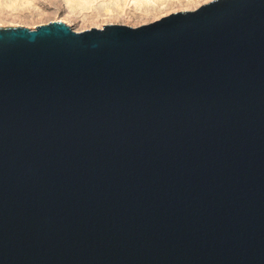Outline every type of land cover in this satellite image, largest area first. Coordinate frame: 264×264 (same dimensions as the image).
Here are the masks:
<instances>
[{"label":"water","instance_id":"water-1","mask_svg":"<svg viewBox=\"0 0 264 264\" xmlns=\"http://www.w3.org/2000/svg\"><path fill=\"white\" fill-rule=\"evenodd\" d=\"M0 264H264V0L1 26Z\"/></svg>","mask_w":264,"mask_h":264},{"label":"rangeland","instance_id":"rangeland-1","mask_svg":"<svg viewBox=\"0 0 264 264\" xmlns=\"http://www.w3.org/2000/svg\"><path fill=\"white\" fill-rule=\"evenodd\" d=\"M80 1L0 0V27L25 26L36 28L38 25L59 20L72 26L77 31L92 27L100 28L110 23L126 24L136 27L176 11L196 9L211 0H119V2L116 0L114 3H120V5L115 4L117 7L114 6V3H112L113 5L110 4L113 0L105 1V3H102L104 0H101V7L106 3H109L110 6L112 5V8L114 6L113 9H102V14L98 9L101 5H99L100 0H98L99 3L96 0L97 2L93 1L91 2L92 4L90 0H87V2L89 1V4H87L92 7L87 4L85 6L84 3L86 1L82 0L83 6ZM93 3L99 6L96 4L93 5ZM85 7H89V9H85ZM93 8H97V11Z\"/></svg>","mask_w":264,"mask_h":264},{"label":"bare ground","instance_id":"bare-ground-1","mask_svg":"<svg viewBox=\"0 0 264 264\" xmlns=\"http://www.w3.org/2000/svg\"><path fill=\"white\" fill-rule=\"evenodd\" d=\"M12 1H13V0H12ZM71 1H72V0H71ZM73 1H74V0H73ZM75 1H76V0H75ZM79 1H80V0H79ZM84 1H86V3H84L85 6H86V4H87L89 1H88V2H87V0H84ZM84 1H83V2H84ZM93 1H96V0H90V3L93 2ZM97 1H98V0H97ZM97 1H96V2H97ZM105 1L107 2L108 0H104L102 3H105ZM110 1H112V0H110ZM110 1H109V2H110ZM114 1H116V0H113V2H110V4L114 3ZM117 1L119 2V0H117ZM148 1H149V0H148ZM155 1H156V0H155ZM157 1H158V0H157ZM122 2H123V1H122ZM164 2H165V1H164ZM75 3H76V2H75ZM80 3L82 4V0L80 1ZM98 3H99V1H98ZM102 3H101V0H100L99 5L101 4V5H100V8H101V9L98 8V9L100 10V13L103 11L102 9H111V8H112L111 6H112L113 4L110 6L109 3H106L105 5L103 4L104 6L101 7V6H102ZM84 4H82V5L84 6ZM88 4H89V3H88ZM88 4H87V5H88ZM91 4H92V3H91ZM95 4H96V3H95ZM95 4L93 3V5H95ZM115 4L120 5V3L118 4V3L116 2V3H114V6H116V7H117V5H115ZM157 4H158V3H157ZM78 5H79V3H78ZM82 5H80V6H82ZM96 5H98V4H96ZM99 5H98V6H99ZM151 5H152V4H151ZM88 6H90V5H88ZM114 6H113V8H114ZM90 7H92V6H90ZM95 7H96V6H95ZM121 7H122V6H121ZM77 8H78V7H77ZM81 8H82V7H81ZM113 8H112V9H113ZM78 9H79V11H81L80 8H78ZM78 9H77V10H78ZM85 9H89V7H85ZM90 9H91V8H90ZM93 9H94V8H93ZM96 9H97V8H96ZM96 9H94V10H96ZM116 9H117V8H116ZM117 10H119V9H117ZM117 10H116V11H117ZM96 11H97V10H96ZM114 11H115V10H114ZM110 12H111V11H110ZM94 13H95V12H94ZM101 14H102V13H101ZM64 21H65V20H64Z\"/></svg>","mask_w":264,"mask_h":264}]
</instances>
